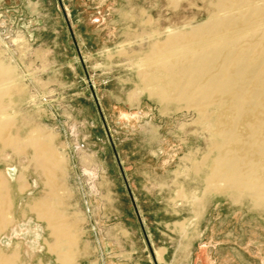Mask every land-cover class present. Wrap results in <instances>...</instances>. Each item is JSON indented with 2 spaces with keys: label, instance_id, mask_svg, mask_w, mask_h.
<instances>
[{
  "label": "rangeland",
  "instance_id": "rangeland-1",
  "mask_svg": "<svg viewBox=\"0 0 264 264\" xmlns=\"http://www.w3.org/2000/svg\"><path fill=\"white\" fill-rule=\"evenodd\" d=\"M215 1L0 0V61L23 86L16 125L41 128L63 158L71 264H264V209L205 189L193 161L209 133L195 111L143 92L134 61L168 27L203 22ZM7 151L0 168L16 176L27 155ZM12 192L19 217L32 194ZM13 224L0 240L21 264H61L33 213Z\"/></svg>",
  "mask_w": 264,
  "mask_h": 264
},
{
  "label": "bare ground",
  "instance_id": "bare-ground-1",
  "mask_svg": "<svg viewBox=\"0 0 264 264\" xmlns=\"http://www.w3.org/2000/svg\"><path fill=\"white\" fill-rule=\"evenodd\" d=\"M214 5L203 22L187 30L168 27L162 40L153 39L134 60L137 76L143 92L159 103L195 111L209 133L207 150L193 161L196 171L207 170L205 189L231 198L246 194L264 209V0ZM22 91L13 68L0 61V165L7 150L28 158L16 176L8 163L6 170L0 168V239L15 220L33 213L52 238L44 237L47 249L59 263L71 264L77 224L61 207L55 174L63 158L41 128L16 125L14 96ZM29 174L41 185L37 191ZM13 187L32 194L17 204L19 217ZM1 240L0 264H21Z\"/></svg>",
  "mask_w": 264,
  "mask_h": 264
},
{
  "label": "water",
  "instance_id": "water-1",
  "mask_svg": "<svg viewBox=\"0 0 264 264\" xmlns=\"http://www.w3.org/2000/svg\"><path fill=\"white\" fill-rule=\"evenodd\" d=\"M133 204H134L135 210L137 211V206H136L135 202H133ZM137 215L139 216V213L138 212H137Z\"/></svg>",
  "mask_w": 264,
  "mask_h": 264
}]
</instances>
